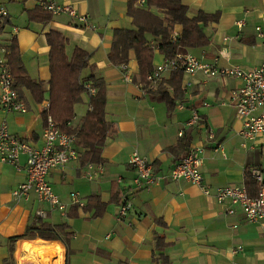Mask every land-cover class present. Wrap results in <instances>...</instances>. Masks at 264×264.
<instances>
[{"label":"crops","instance_id":"obj_1","mask_svg":"<svg viewBox=\"0 0 264 264\" xmlns=\"http://www.w3.org/2000/svg\"><path fill=\"white\" fill-rule=\"evenodd\" d=\"M180 1L187 6L189 17L199 10L218 11L219 19L203 27L208 43L184 48L178 54H192L207 63L216 58L221 67L249 69L264 62V0ZM55 2L85 16L86 22L65 12L50 14L44 22L32 20L39 6L37 0H0L8 11L0 24V45L7 49L6 58L8 47L14 44L26 75L44 89L43 99L38 102L28 88L16 85L26 112L5 113L0 108V121H6L12 136L33 148H41L43 106L48 102L50 79L46 35L51 31L61 33L66 39L68 59L75 49L86 53L81 77H100L105 82V119L109 130L99 162L102 173L88 180L84 176L88 162L82 164L80 156L64 167L51 169L46 180L65 205L61 213L39 202L33 191L27 199L13 195L18 185L26 181V153L19 154L18 167L0 162V264H36L24 259L23 242L54 245L58 264H264V219L247 221L238 206L228 201L218 203L213 196L204 195L198 185L168 176L175 162L190 147L198 145L202 147L200 172L211 191L218 186L245 185L246 168H256L264 177V134L252 140L243 138L236 109L228 103L229 92L239 85V80L206 78L198 72L191 86L183 88L185 76L182 70H176L165 72L152 87L146 79L142 81L130 52L127 63L122 64H127L131 80L124 82L121 64H112L108 53L114 32L133 27L129 15L131 7L137 9L133 0ZM138 9L163 16L147 1L145 7ZM256 27L261 29V35ZM179 32L180 26H175L171 35L177 36ZM165 58L154 46L152 69ZM178 72L182 73L181 98L169 105L160 98L159 90L167 88ZM168 91L173 94L172 87ZM90 97L88 91L81 94L67 128L80 126L89 110ZM192 110L200 117L197 125L189 123ZM209 130L214 134L211 140L206 137ZM133 150L148 160L157 177L148 188L134 181L136 172L128 164ZM71 192L79 194L82 207L72 202ZM90 196H95L103 209L89 203ZM123 197L129 200L131 208L124 218L117 220ZM227 208H232L233 213H227ZM38 210L44 211L45 216H38ZM38 221L65 224V243L20 239L14 243L11 258L7 239L23 234L28 226H37Z\"/></svg>","mask_w":264,"mask_h":264},{"label":"built area","instance_id":"obj_2","mask_svg":"<svg viewBox=\"0 0 264 264\" xmlns=\"http://www.w3.org/2000/svg\"><path fill=\"white\" fill-rule=\"evenodd\" d=\"M147 0H133L137 8H143ZM38 5L49 12L57 15L67 13L79 22H86V17L77 14L72 8L60 5L55 0H37ZM8 16L6 8L0 4V24L3 18ZM256 31L261 35V29L256 27ZM16 32V28H14ZM171 39H176V34L171 35ZM7 49L0 45V108L5 113H24L26 106L20 98L17 90L13 87V77L11 68L6 58ZM122 69V80L129 82L130 75L127 64L120 65ZM182 70L184 74L183 88L190 87L192 78L196 73L201 72L206 78H228L239 80V85L229 92L228 103L236 109V117L241 121L240 135L243 138L252 140L258 134H264V62L249 69L239 66L221 67L217 65L216 58L211 62H202L192 54H177L174 58H165L158 63L146 76L149 86L155 87L162 79L163 74L168 71ZM89 96L95 94V90L86 86ZM181 106V104L179 105ZM91 106H89V109ZM48 102H45V124L42 131V146L39 149L29 146L26 142L12 136L7 129V123L3 119L0 121V162L8 163L18 167V156L20 153L27 154L26 181L19 184L13 191L16 199H27L29 193L33 191L39 202L47 204L51 211L64 213L65 205L53 192L50 184L46 180V175L51 169L64 167L67 163L78 159V151L75 148L76 136L73 133L63 131L59 125L48 114ZM200 117L195 110H192L189 119L190 124L199 122ZM207 139L211 140L214 134L211 130L206 133ZM217 149H221L218 146ZM201 146H192L187 153L177 160L168 172L172 180H183L200 187L206 196H213L218 202H230L232 206H238L247 221L255 222L264 219V177L260 170L251 168L250 173L258 183L257 192L254 196L249 195L245 185L241 186H218L211 191L210 186L203 181L200 172L202 158ZM128 164L135 170V183L148 188L157 181L151 166L137 150H133L128 155ZM102 173L101 164L88 162L84 170V176L88 180H94ZM71 200L79 207L84 205L77 192L70 193ZM124 198V197H123ZM131 208L127 198L121 201L117 210V220L124 218ZM227 213H233L232 208H227ZM40 217L45 216L42 210L37 211Z\"/></svg>","mask_w":264,"mask_h":264},{"label":"trees","instance_id":"obj_3","mask_svg":"<svg viewBox=\"0 0 264 264\" xmlns=\"http://www.w3.org/2000/svg\"><path fill=\"white\" fill-rule=\"evenodd\" d=\"M147 5L162 12L163 16L147 9H133L131 7L129 15L132 17L133 27L118 29L114 32L112 45L108 53V60L117 65L127 63L129 53L132 52L142 81L145 80V75L152 70L154 46L166 58H174L184 48L202 46L208 43L203 27L216 23L219 19L218 11L207 13L199 10L194 16L189 17L187 6L180 0H147ZM49 15V12L37 6L31 18L32 20L44 22L49 18ZM175 26H180V32L177 34L176 39L172 40L171 33ZM46 41L49 47L50 68L47 112L63 131L75 134V148L82 164L86 162L99 163L102 159L101 150L109 130V124L105 119V82L100 77H81L86 53L75 49L72 57L68 59L65 54L66 39L61 33L49 32L46 35ZM151 41H153V44H151ZM15 47L14 44L8 47L7 59L11 67L13 87L17 89L16 85L18 84L25 86L33 93L34 99L39 102L43 99V86L26 75ZM181 76L182 73H175L169 82V86L159 90L160 98L169 105L173 104L174 99L181 98ZM14 80H18L19 83L16 81L15 84ZM86 86L95 89V94L89 99L91 108L82 118L80 126L73 129L67 128V122L71 121L74 115L73 106L80 101L81 94L87 91ZM168 87L173 88L172 95L169 93ZM244 183L249 195L254 196L257 192L258 183L252 177L249 168L245 170ZM90 197L92 199H89V203L98 209H103L104 205L97 203L95 196ZM65 229V224L51 225L38 221L37 226H28L23 234L7 239L9 256L12 258L14 243L20 239L39 238L50 241L58 240L65 243V239L68 238ZM157 245L161 246L163 243Z\"/></svg>","mask_w":264,"mask_h":264},{"label":"bare ground","instance_id":"obj_4","mask_svg":"<svg viewBox=\"0 0 264 264\" xmlns=\"http://www.w3.org/2000/svg\"><path fill=\"white\" fill-rule=\"evenodd\" d=\"M21 251L26 253L25 254L26 257L44 256L45 253L49 251V252H53L54 253L53 255H55V257L58 259V250L54 245H50L49 247H44V246H35L31 242H23L21 245Z\"/></svg>","mask_w":264,"mask_h":264},{"label":"rangeland","instance_id":"obj_5","mask_svg":"<svg viewBox=\"0 0 264 264\" xmlns=\"http://www.w3.org/2000/svg\"><path fill=\"white\" fill-rule=\"evenodd\" d=\"M53 254H54L53 252L47 251L44 256H35V257H28L27 256L24 259L28 260V262L29 261L30 262H35L36 264H58L57 263L58 262V259ZM59 259H60V262H61L62 261L61 260V256L59 257Z\"/></svg>","mask_w":264,"mask_h":264}]
</instances>
